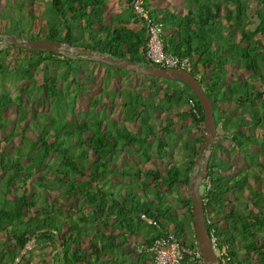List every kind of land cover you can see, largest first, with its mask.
Listing matches in <instances>:
<instances>
[{
	"label": "trees",
	"instance_id": "16d2710c",
	"mask_svg": "<svg viewBox=\"0 0 264 264\" xmlns=\"http://www.w3.org/2000/svg\"><path fill=\"white\" fill-rule=\"evenodd\" d=\"M115 1L125 4L118 14L106 12L108 0H47L43 12L47 22L38 33L31 32L34 17L26 11L30 21L24 18L21 2L17 11L7 4L9 9H0V22L5 25L0 35L17 41L68 44L71 48L149 68L143 48L146 28L143 19L133 11V4L140 2L151 22L162 27L164 52L189 59L190 73L212 103L215 139L218 138L214 140L206 177L201 183L205 217L213 219L220 243L228 247L231 264H264V185L262 191L257 189L258 183H264L258 175L264 173V0H182L183 5L178 8L152 7L153 0ZM14 51L26 56L9 70L4 58ZM89 63L104 67L111 73L110 77L124 75L123 70L78 55L71 54L68 58L34 52L10 41L0 51V80L13 78L17 83H30L34 72L40 70L42 83L38 89L47 100H52L56 111L53 119L36 116L37 123L25 129L37 133L36 139L21 137L23 146L13 155L0 151V175H3L0 264H13L33 237L34 247L19 264L27 262V257L35 251L49 258L47 263L42 258V264H50V256L57 248L55 233L61 248L54 264H150L147 255L134 252L132 240H142L143 245L149 246L171 228L178 236L194 235L193 202L189 195L180 193L179 187L187 188L204 139L203 112L195 96L184 84L171 80L175 86L161 90L163 99L156 103L151 98L156 97L153 91L159 90L158 82L170 81L143 77L145 83L141 88L149 92L150 98L129 88L106 90L102 94L109 102L107 106L118 102L123 108L127 125L105 117L72 123L61 111L60 81L53 70L63 67L64 77L76 79ZM243 73L248 78L242 77ZM2 88L0 131L15 125L1 116L6 109L14 110L18 122L27 120L23 105L27 89L13 98ZM189 101L193 102V108ZM100 104L95 99L89 106L96 108ZM179 104L182 111L175 117L179 122L190 121L191 126L182 127V131L187 136L197 132L195 140H184L174 133V121L162 126L159 133L150 124L149 119L155 120L156 112L170 114ZM237 110L247 115L248 120ZM235 117L237 123L229 125L230 118ZM249 129L256 130V135L242 132ZM14 133L11 130L0 139V144L8 143ZM219 138L242 154L246 169L215 156L218 150L228 153L217 145ZM151 140H155L154 154L164 165L163 170L125 168L121 171L116 165L118 156L136 149L143 163L150 162ZM177 141L191 158L187 165L177 166L164 160L170 142ZM118 178L132 179L134 184L123 185ZM114 188L120 189V193H114ZM135 190H140L142 195ZM173 191L184 211L180 218L167 201ZM59 198L78 200L77 213L73 215L64 209ZM85 207L91 210V217L83 213ZM138 215L145 216L156 227L146 225ZM83 238L87 239L86 250L82 247ZM133 245L136 247L138 243ZM46 249H50L47 256ZM241 255L247 258L239 261Z\"/></svg>",
	"mask_w": 264,
	"mask_h": 264
},
{
	"label": "rangeland",
	"instance_id": "374dc122",
	"mask_svg": "<svg viewBox=\"0 0 264 264\" xmlns=\"http://www.w3.org/2000/svg\"><path fill=\"white\" fill-rule=\"evenodd\" d=\"M19 2H21L24 5V8L21 10L23 13L24 18L28 19L30 21V15L26 11H30L31 16L34 17L33 20H31V32L32 33H38L40 28L44 25H46V17L43 14L44 10L46 9L47 0H0V9L7 8V6L10 5L13 9L17 11V7L19 5ZM8 4V5H7ZM181 4V0H153L151 3L152 7H161L165 5L172 6ZM125 8V4L120 5L115 0H108L107 3V12L112 14H118L122 9ZM5 25L0 22V31L3 30V27ZM1 41V40H0ZM6 43L1 42L0 43V51L5 50ZM26 55L23 53H18L16 51L11 52L10 56H8L5 59V65L9 68V70H12L13 67H16V63L19 62V59H23ZM28 56V55H27ZM56 74L57 78L59 79V90H60V97L62 102V108L61 111L65 114L64 118L69 120L72 123L76 122H92L95 119L99 118H106L110 121H115L123 125H127L126 123V117L123 108L118 104V102H115L113 105H108V100L104 97H102V94L108 90L111 92H116L118 90L123 91L126 88L131 89L133 92H137L140 95L144 96L145 98H150V94L148 91L141 88V86L144 85L145 79L134 73L125 74L127 72L122 71L124 75L116 74L115 76L110 77L111 73L107 72V70L104 67L99 66L98 64H86L85 69L83 72H80L77 75V78L74 79L71 76L70 77H64V71L65 69L63 67H57L53 70ZM127 75V76H125ZM247 73H243L242 77L248 78ZM110 77L111 80H108ZM165 81V80H164ZM171 82V81H170ZM165 83V82H158V91L156 92V97L151 98V100H154L156 103H160V99H163V92L161 90L170 89L175 86L174 83ZM42 83V72L40 70L34 72V78L33 82H19L17 83L13 78H7L4 81L0 80V93L4 90L13 98H15L20 91L23 89H27L28 95H26L23 98V105L25 107V114L27 120H24L22 122L17 121L16 114L13 109H6L1 113V116L4 120H11L15 125H9L6 130L0 131V139H4V137L12 130L14 131V137L6 144L1 143L0 144V151H4L8 155H13L15 150L17 148H21L23 146V141L21 140V137H27L28 140L30 139H36L37 133L35 132H27L25 129L28 126H34L37 123L36 116L45 115L49 116L50 119H53L56 115V111L54 110V104H52V100H47L45 96L40 92V89H38L39 85ZM79 86H82V88H79ZM98 99L100 100L101 104L100 106L96 108H91L89 106V103L92 102V100ZM177 108H174L170 112V114L164 113V112H156L155 120L149 119L150 124L155 128L156 132H160L162 126L167 125L169 121H174V126H172V131L178 135H180L184 140H195L198 138V133L193 131L190 136H187L185 132L182 131V127H190L191 123L189 120L181 121L179 122L178 119L175 117V114L179 111H182L181 104L177 105ZM234 109V106L231 107ZM230 108V109H231ZM239 114L245 115L240 110H237ZM247 120V115L244 116ZM104 118V119H105ZM231 121H229V125L236 122L235 119L230 118ZM41 121V119H39ZM17 122V123H16ZM139 126V122H137L136 127ZM203 128V127H202ZM245 134H251L256 135V130L249 129V130H242ZM218 138V137H217ZM214 139V140H217ZM217 145L223 147L228 151L227 154L221 153V151L216 152V157L222 160L227 161L228 163H231L235 166H237L240 169H246L245 160L242 156V154L238 153V150L236 148H233L231 144L224 141L223 139L219 138L217 141ZM150 162L143 163L141 158L138 157L137 149L132 151L133 153H126L124 155H119L116 161V165L120 168L122 171L123 169H135V168H141L144 170L147 169H154V168H160L163 170V166L158 158L154 154L155 149V140L150 141ZM164 160L167 162L175 163L177 166H183L184 164L187 165L188 161L191 160L188 152L184 151L182 149V144L177 141L176 143L170 142V148L167 150V155L164 157ZM258 175L261 177L262 181H264V173L259 172ZM3 178V175H0V179ZM49 179H52V176H50ZM119 182H121L123 185H133L134 180L129 178H118ZM249 183L253 185V181L249 180ZM264 183H258L257 189L259 191H262V186ZM30 189L34 192H39L38 189H34V186ZM204 190L203 185L201 184L199 188V193L202 195ZM114 193H120V189L114 188ZM137 191L138 195H142V192L140 190ZM179 191L183 196H188L187 188L186 187H179ZM176 192L173 191L171 195L167 196V201L173 206L174 208V214L177 217H182L184 211L180 206H178L175 198ZM149 196H151L149 194ZM51 197H54L51 195ZM58 202L63 206L64 209H67L70 211L71 214L75 215L77 213V202L78 200L74 199H58ZM83 213L87 216L91 217V210L88 209V207L83 208ZM187 240L191 238V235L188 234L185 236ZM2 241V238H0ZM83 242V249H87V239L83 238L81 240ZM135 243H142V240L137 241L136 239L131 241L132 249H134ZM1 249V245H0ZM50 249H46V256ZM245 255H241L239 258V261L243 260ZM43 258V259H42ZM247 258V257H245ZM41 259L47 263L49 261V258L40 256L38 252L32 253L29 257H27V262L24 264H42ZM21 262V261H20ZM19 262V263H20ZM18 263V264H19Z\"/></svg>",
	"mask_w": 264,
	"mask_h": 264
},
{
	"label": "water",
	"instance_id": "95a60500",
	"mask_svg": "<svg viewBox=\"0 0 264 264\" xmlns=\"http://www.w3.org/2000/svg\"><path fill=\"white\" fill-rule=\"evenodd\" d=\"M0 40V43H8L10 41L13 45L34 52H50L53 54L66 56L68 58H71V54L78 55L92 62L100 63L117 70L136 73L142 77L160 79L165 81L175 80L184 84L192 92L199 104L200 109L203 112L204 139L200 146L198 155L194 161L193 170L187 184V192L193 202L192 217L194 224V236L201 257L208 264H219L218 259L215 257L214 252L207 240L208 232L205 226V211L201 194L199 193L201 183L206 177L210 161L211 149L214 144V139L217 135V129L214 123L212 103L210 99L205 95L199 81L187 71L175 69H155L152 67L146 68L133 62L119 61L103 57L99 54L91 53L85 49L71 48L68 44L55 43L48 40L17 41L14 37H6L5 35H0ZM55 236L57 248L52 252L50 256V264H54V257L61 248V242L58 234L55 233ZM34 240L35 237H33L31 243L23 249L20 255L15 259L13 264H18L22 260L24 255L34 247Z\"/></svg>",
	"mask_w": 264,
	"mask_h": 264
},
{
	"label": "built area",
	"instance_id": "2783aa9c",
	"mask_svg": "<svg viewBox=\"0 0 264 264\" xmlns=\"http://www.w3.org/2000/svg\"><path fill=\"white\" fill-rule=\"evenodd\" d=\"M133 11L143 19L142 23L146 28L147 39L143 48L145 58L151 65L150 67L183 70L190 73L191 63L189 59L177 58L164 52L162 27L151 22L147 14L142 10L140 2L136 1L133 4ZM189 106L191 108L194 107L192 101H189ZM138 216L146 225L156 227V224L147 220L145 216ZM206 225L208 227L207 240L219 264H231L232 258L229 256L228 247L220 243L216 229L213 226V219L209 216L205 217ZM134 252L138 255H147L150 259V264H208L201 257L195 236L193 235L192 238L187 240L185 236H178L172 228L163 237L154 240L149 246L139 243L134 247Z\"/></svg>",
	"mask_w": 264,
	"mask_h": 264
},
{
	"label": "crops",
	"instance_id": "0c3cea01",
	"mask_svg": "<svg viewBox=\"0 0 264 264\" xmlns=\"http://www.w3.org/2000/svg\"><path fill=\"white\" fill-rule=\"evenodd\" d=\"M182 5H183V1L181 0V4L174 5V7H177L178 8V7H182ZM163 7H165V8H172V6H169V5H165V6H161V7H157V8H163ZM106 12H107V10H106ZM109 14H112V13H109Z\"/></svg>",
	"mask_w": 264,
	"mask_h": 264
}]
</instances>
